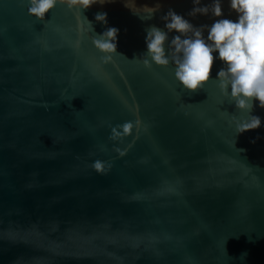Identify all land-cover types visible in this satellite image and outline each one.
<instances>
[{"label": "water", "instance_id": "obj_1", "mask_svg": "<svg viewBox=\"0 0 264 264\" xmlns=\"http://www.w3.org/2000/svg\"><path fill=\"white\" fill-rule=\"evenodd\" d=\"M221 5V17H191L193 0L58 4L41 21L27 0H0V264H264V109L221 94L218 53L197 92L174 65L140 58L169 8L196 27L238 20ZM109 27L123 56L105 62L93 37ZM250 115L261 127L237 132ZM136 119L147 131L109 139V124Z\"/></svg>", "mask_w": 264, "mask_h": 264}, {"label": "clouds", "instance_id": "obj_2", "mask_svg": "<svg viewBox=\"0 0 264 264\" xmlns=\"http://www.w3.org/2000/svg\"><path fill=\"white\" fill-rule=\"evenodd\" d=\"M107 2L111 0H27L29 15L41 21L45 20L46 15L58 4L66 5L69 10H86L96 3ZM193 4L195 7L188 16L196 17L198 14L209 13L215 17L223 15L221 0H213L207 6H200L201 0H193ZM161 7L160 3L155 5L150 19ZM230 8L238 14L237 21L217 19L210 26L201 27H196L183 15L169 8L167 13L160 17L165 22L164 29L156 25L145 29L147 51L140 58L148 69H151L153 64L161 67L174 65L176 80L185 90L197 92L212 80L211 74L217 59L214 53H218L219 60L224 64L216 79L221 94L229 99V103L234 102L238 110L250 114L257 100L259 107L264 109V0H230ZM95 19L107 24V13H97ZM88 23L93 31L92 23ZM205 29L207 38L204 36ZM173 31L179 34L169 42V33ZM118 34L119 29L109 27L102 34L93 37L95 47L105 54L101 57L105 62L115 55L123 56L117 52ZM75 47H80L79 40L76 41ZM261 124L259 116L250 115L249 119L237 122L236 129L237 132L243 133L258 129ZM109 127V139L123 143L134 131H147L148 126L136 119L134 122L128 121L115 127L109 124ZM131 147L129 144L128 148ZM128 148L115 147L113 150L123 157L127 155ZM101 150L107 151L106 146L102 145ZM90 167L101 175H107L111 172L113 164L97 159Z\"/></svg>", "mask_w": 264, "mask_h": 264}]
</instances>
